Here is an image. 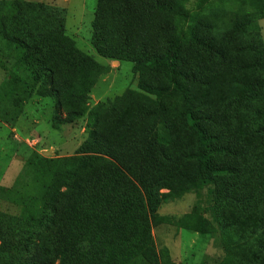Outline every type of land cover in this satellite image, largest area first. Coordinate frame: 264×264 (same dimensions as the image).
<instances>
[{"label": "trees", "instance_id": "1", "mask_svg": "<svg viewBox=\"0 0 264 264\" xmlns=\"http://www.w3.org/2000/svg\"><path fill=\"white\" fill-rule=\"evenodd\" d=\"M66 17L0 0V68L14 61L0 121L14 126L37 93L54 99L56 128L86 119L87 132L71 156L32 151L0 187L20 210H0V264H172L161 224L218 238L215 264H264V0H98L91 43L133 63L137 88L93 106L111 67ZM190 193L188 213H159Z\"/></svg>", "mask_w": 264, "mask_h": 264}, {"label": "rangeland", "instance_id": "2", "mask_svg": "<svg viewBox=\"0 0 264 264\" xmlns=\"http://www.w3.org/2000/svg\"><path fill=\"white\" fill-rule=\"evenodd\" d=\"M58 6L67 10L66 27L70 36L76 39L79 47L96 60L111 67L103 75L91 94L90 104L104 102L122 95L128 88H137V75L133 63L110 61L102 57L91 43L92 22L98 0H28ZM217 1V0H215ZM231 3V0H226ZM234 7H237L234 4ZM264 36V19L255 22ZM0 68V84L14 69V61L6 59ZM25 74L22 68L19 70ZM57 106L53 98L33 94L24 113L14 126L0 121V187L11 188L32 151L51 152L50 157H63L75 154L87 138L86 119L75 124L56 128L53 123ZM196 197L190 193L181 199L165 202L159 213L173 217L188 213L195 204ZM0 210L9 214H20L19 207L3 197L0 191ZM157 250L166 248L172 264H215L223 256V250L216 237H202L175 225L161 224L154 228Z\"/></svg>", "mask_w": 264, "mask_h": 264}, {"label": "water", "instance_id": "3", "mask_svg": "<svg viewBox=\"0 0 264 264\" xmlns=\"http://www.w3.org/2000/svg\"><path fill=\"white\" fill-rule=\"evenodd\" d=\"M51 154H52V153L49 152V151H48V152H43V155H44V156H50Z\"/></svg>", "mask_w": 264, "mask_h": 264}]
</instances>
